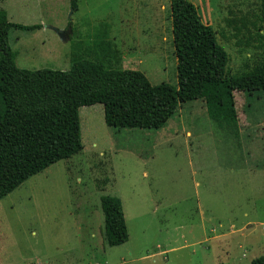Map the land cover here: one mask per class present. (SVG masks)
<instances>
[{"label":"rangeland","instance_id":"obj_1","mask_svg":"<svg viewBox=\"0 0 264 264\" xmlns=\"http://www.w3.org/2000/svg\"><path fill=\"white\" fill-rule=\"evenodd\" d=\"M0 0L19 69L68 71L73 58L177 84L170 0ZM240 75L264 55L260 0H188ZM227 21L231 22L230 26ZM246 29L236 34L235 27ZM254 23V26L252 25ZM71 28L67 42L54 30ZM249 39V41H248ZM248 44V45H247ZM239 137L201 100L158 130L114 129L78 110L82 150L0 201V264H251L264 255V91L234 92ZM118 198L128 240H105L101 198Z\"/></svg>","mask_w":264,"mask_h":264},{"label":"trees","instance_id":"obj_2","mask_svg":"<svg viewBox=\"0 0 264 264\" xmlns=\"http://www.w3.org/2000/svg\"><path fill=\"white\" fill-rule=\"evenodd\" d=\"M71 11H77L75 0ZM170 20L175 86L151 85L139 71L111 69L79 57L72 59L68 71L19 69L9 47V31H34L40 26L11 23L0 9V201L28 178L82 150L81 107L101 105L104 123L110 128L158 130L181 104L201 100L207 117L238 139L233 93L264 91V55L252 69L231 75L227 53L192 2L170 0ZM259 20L261 42L254 43L264 49V0H260ZM234 29L236 34L243 29L248 32L243 22ZM101 210L107 244L127 242L121 201L103 197ZM251 264H264V255Z\"/></svg>","mask_w":264,"mask_h":264},{"label":"water","instance_id":"obj_3","mask_svg":"<svg viewBox=\"0 0 264 264\" xmlns=\"http://www.w3.org/2000/svg\"><path fill=\"white\" fill-rule=\"evenodd\" d=\"M55 33L58 35L61 42H67L69 39V35H71V28L69 27L66 31H58L54 30Z\"/></svg>","mask_w":264,"mask_h":264}]
</instances>
